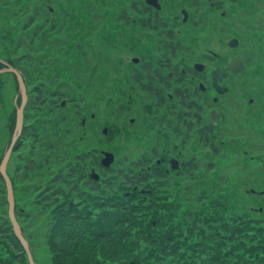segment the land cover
Listing matches in <instances>:
<instances>
[{"label": "rangeland", "instance_id": "374dc122", "mask_svg": "<svg viewBox=\"0 0 264 264\" xmlns=\"http://www.w3.org/2000/svg\"><path fill=\"white\" fill-rule=\"evenodd\" d=\"M129 1L131 0H0V59L16 67L25 81L28 98L24 125L35 124V120H39L38 115L41 119L39 121L43 123L40 129L42 143H33L31 138L22 140L19 148L11 153L6 167L15 186V217L24 230L36 264H51L48 246L42 237L48 211L42 212L41 205L34 204L38 191L44 187L48 177L68 162H73L77 153L94 154V150L115 154L117 157L114 155L112 165L115 168L119 159H122L121 155L127 153L124 150L125 143L119 140L126 136L122 132L126 130L125 127H135L136 133L140 130L147 132L151 127L142 117V111L146 109L142 105L147 106L151 101L155 103L156 99H150L146 94L135 96L130 90L131 72L127 73L124 67L127 57L137 53L129 50L130 45H136L141 54L152 45L144 36L142 40L138 39L129 25L132 16L129 14ZM165 2L170 5L168 0ZM263 3L264 1L258 2L257 6H262ZM169 7L163 14L168 21L179 14L177 8ZM249 8L251 7L246 9ZM119 24H125L126 27L119 28ZM209 31L206 25L201 29L199 37L194 39L192 46L187 42L182 53L187 54V51L192 50V56L201 59L197 56L207 54L210 47ZM153 37L152 48L156 50L159 34ZM170 37L180 39L181 34L175 31L174 36ZM218 37L221 39L219 35ZM246 37L248 38V34ZM222 42L227 44L226 39L217 40L218 52L224 50ZM116 64L122 67L116 69ZM258 80L257 77L248 76L247 98L252 96L254 101L240 104L234 98L230 100L228 110L234 111L233 117L237 121H229L227 125L233 129L231 133L245 134L246 138L242 143L239 141L240 135L234 136L233 142L228 141L224 146L218 142L217 154L214 155L195 142L199 146L195 150L196 157H192V152L187 153V156L192 158L191 171L199 170L198 176L205 177L202 185L207 186L209 178L215 173L221 174V181L224 180L227 184L224 191L227 194L232 191L237 211H246L264 222V211L261 210L262 215L257 217V212L250 213L252 210L249 211L247 205V202H252L254 205L251 208L258 211L256 201L262 197L261 202H264V116L261 117L264 114V97L262 100V95L258 94L264 88V83L260 85ZM234 85L233 82V87ZM37 89L47 92L44 105L40 100H35ZM231 92L234 93L235 90ZM18 93L14 74L1 73L0 163L14 132V101ZM236 96L237 99L241 97L240 94ZM63 99L72 101L61 107ZM123 106L126 114L119 112ZM244 110L249 111L252 116L246 119L252 125L240 127V113ZM131 117L134 120H129ZM227 117L231 119L232 114ZM105 128L108 129L106 134L103 133ZM172 134L168 137L169 146L176 143ZM116 135L119 139L114 137ZM223 136L224 134L221 135L222 140L231 139ZM126 143L128 154L136 157L141 152L132 142ZM239 145L245 149L244 153ZM192 148L193 143H188L187 150L192 151ZM222 154L226 156L223 157ZM210 162H213V166L207 167ZM216 162L218 163L215 164ZM188 171L189 169L182 175L185 176L186 184L191 182ZM179 183L181 184L180 181ZM5 189V181L0 178V224L7 222L8 201ZM200 189V195L208 190L202 187ZM252 189L261 196H256ZM208 191L214 195L218 188ZM196 194L197 191L195 196Z\"/></svg>", "mask_w": 264, "mask_h": 264}, {"label": "trees", "instance_id": "16d2710c", "mask_svg": "<svg viewBox=\"0 0 264 264\" xmlns=\"http://www.w3.org/2000/svg\"><path fill=\"white\" fill-rule=\"evenodd\" d=\"M249 64L248 75L264 83V69L258 62ZM36 92L35 100L44 105L47 92ZM14 123L15 119L12 127ZM35 124L23 126L17 147L27 138L42 143L43 123L36 119ZM90 156L77 153L73 162L48 177L34 200L42 212L48 211L42 237L51 264H264V222L237 211L221 174L209 178L207 186L199 170L188 174L189 184L185 176L150 182L148 170L139 169V159L133 168L100 165V182L83 183ZM211 166L213 162L207 167ZM200 187L219 192L211 195L205 190L200 195ZM261 200L256 201L258 211L247 202L257 217L260 209L264 211ZM0 264H30L8 214L7 222L0 224Z\"/></svg>", "mask_w": 264, "mask_h": 264}, {"label": "flooded vegetation", "instance_id": "af4514ba", "mask_svg": "<svg viewBox=\"0 0 264 264\" xmlns=\"http://www.w3.org/2000/svg\"><path fill=\"white\" fill-rule=\"evenodd\" d=\"M168 1L170 5L165 0L129 1V14L132 15V24L129 25L138 39L142 40L144 36L152 44L143 54L136 45L133 44V47L130 45L129 50L137 52L127 57L124 62L127 73L131 72L130 90L137 97L141 94H146L150 99L154 97L156 102L151 101L147 106L142 105L146 108L144 112L142 111L144 115L142 117L151 124L147 132L138 129L140 131L136 133L135 127L131 129L126 126V130L122 131L126 136L122 139L117 135L114 136L125 143L124 150L127 151L121 155L122 159H119L118 164H127L133 168L137 164L134 162L140 159L139 169L142 172L148 170L150 182L153 180L166 182L169 176L179 179L187 169H189L187 174L193 172L190 167L192 158L187 156V153L192 152V157H196L195 150L199 146L195 142L202 146L205 143L207 145L205 147L213 154L218 150L217 139L222 134L223 137L240 135L239 141L242 143L246 138L245 134L231 133L233 129L227 125L229 121L234 123L237 121L233 117L234 111L228 110L230 100L234 98L240 104L254 101L252 96L247 98L248 72L252 69L249 62H258L264 69V5L257 6L258 2L264 0L258 2L256 0ZM169 6L177 8L179 14H175L173 19L168 21L163 14L167 8H170ZM247 7L251 8L246 9ZM206 25L210 29L208 53L197 56L201 59L194 58L191 54L192 50L187 51V54L182 53L187 42L192 46L194 39L199 37L201 29ZM118 27H126V25L119 24ZM175 31L181 34L180 39L170 37L174 36ZM156 34H159L156 42L158 45L157 49L153 50V36ZM218 35L222 40L226 39L227 43L225 45L222 42L224 50L219 52L217 40L221 41V39ZM238 56L240 66L234 61L235 67H231L230 60L233 57H237L238 60ZM121 67L120 64L115 66L116 69ZM236 67H241V70H232ZM259 83L261 85L262 81ZM238 94L241 95L239 99L236 96ZM258 94L262 95L263 100L264 88L259 90ZM18 99L20 96L15 99L16 102ZM63 100L64 107L67 103L68 105L71 103L70 100ZM63 106L61 101V107ZM119 112L126 114L124 106ZM229 112L232 114L231 119L227 117ZM240 116V127L247 126L246 119L252 117L249 111L244 110ZM263 116L264 114L261 117ZM37 118L41 120L40 116ZM132 122L131 120L130 123ZM170 133H174L175 135H172L176 138V143L172 146L168 145ZM127 141L141 150L136 157L128 154ZM188 143H193L192 151L187 150ZM18 148L16 147L15 150ZM240 149L245 152L242 145ZM94 151L96 154H92L91 159L86 161L85 166L88 169H86V177L82 179L83 183L91 179L92 169L100 174L104 151ZM171 160H177V163L173 161L175 168H172Z\"/></svg>", "mask_w": 264, "mask_h": 264}, {"label": "water", "instance_id": "95a60500", "mask_svg": "<svg viewBox=\"0 0 264 264\" xmlns=\"http://www.w3.org/2000/svg\"><path fill=\"white\" fill-rule=\"evenodd\" d=\"M239 56H238V60L237 57H233L230 61H231V67H235V65L233 64L234 61H236V64L238 63V66H240L241 62L239 61ZM1 61V60H0ZM4 65H6L5 68L0 69V73H4V72H12L13 74H15L16 78H17V82H18V90H19V94L16 96V98L18 96H21V102L20 104L16 103V121H15V128H14V132L12 135V139H11V143L8 147V149L6 150V153L4 155V157L1 160L0 163V174L2 175L5 184H6V190H7V201H8V215H9V219L12 225V229L13 232L15 234V236L18 238V240L20 241V243L22 244L27 257H28V261L30 264H36L32 253L30 251V247L28 244V241L26 240L21 226L19 225L18 221L16 220L15 217V213H14V193H13V186H12V182L10 180V177L7 174L6 171V167H7V163L8 160L10 158V155L12 153L13 147L16 143V141L18 140V137L20 136L21 130H22V125H23V111L27 102V94H26V87H25V83L24 80L22 78V75L18 72V70L16 68H14L13 66L9 65L7 62L1 61ZM232 70L234 71H240L241 67H236V68H232ZM65 102H62V106L64 105ZM103 132L106 134L107 133V129L105 128L103 130ZM173 161L175 163H177V160H171L172 163V168H175V165H173ZM114 162V155L111 152H103V158L101 160V164L102 166H104L105 168L110 167V165ZM90 177L93 180H98L99 179V175L92 169L91 173H90Z\"/></svg>", "mask_w": 264, "mask_h": 264}]
</instances>
